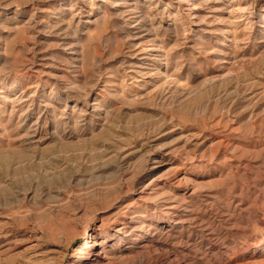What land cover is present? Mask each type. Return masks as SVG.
<instances>
[{
	"label": "rangeland",
	"instance_id": "374dc122",
	"mask_svg": "<svg viewBox=\"0 0 264 264\" xmlns=\"http://www.w3.org/2000/svg\"><path fill=\"white\" fill-rule=\"evenodd\" d=\"M90 236L264 264V0H0V264Z\"/></svg>",
	"mask_w": 264,
	"mask_h": 264
},
{
	"label": "bare ground",
	"instance_id": "6f19581e",
	"mask_svg": "<svg viewBox=\"0 0 264 264\" xmlns=\"http://www.w3.org/2000/svg\"><path fill=\"white\" fill-rule=\"evenodd\" d=\"M187 203V202H186ZM168 208V207H167ZM169 209H171L173 216L176 218L177 220V225L176 228L179 227L178 224L182 223L183 221H185V216L188 214H184V212L187 213H191L192 209H190L189 205L185 204V205H179V204H171L169 206ZM187 217V216H186ZM175 220V221H176ZM175 224V223H174ZM136 227V226H135ZM128 225L127 223L123 222L122 226H118L117 229H119L120 231L127 229ZM160 230V229H159ZM175 230L174 227H171L169 229H167L166 231H172ZM131 231V230H130ZM183 231V230H182ZM172 233V232H171ZM168 234V233H167ZM170 234V233H169ZM181 234V233H180ZM177 235V234H176ZM179 235V234H178ZM220 236V235H219ZM92 236L89 237V239H86L85 241H83L80 245L76 246L73 251L71 253H63L66 256V262L64 264H110L109 262L111 261L109 256H111L110 254H108V252L110 251L109 249H107V246H105L103 243L101 242H96L93 241ZM207 238V237H206ZM137 241V243H142L140 244L141 246L139 247H145L149 244L150 239L148 237L142 236V237H137L135 239ZM99 241V240H98ZM202 241V240H201ZM151 244V243H150ZM189 244V243H188ZM197 244V243H196ZM191 245V244H190ZM201 245V244H200ZM227 245V244H226ZM153 246V245H152ZM258 246V245H257ZM201 247V246H200ZM156 249V248H155ZM191 249V248H190ZM194 249V248H193ZM55 249H53L54 251ZM62 250V249H61ZM60 250V251H61ZM109 250V251H108ZM142 250V249H141ZM167 250V249H166ZM52 251V252H53ZM59 251V250H58ZM183 251V250H182ZM40 253V252H39ZM61 253V252H60ZM206 253V252H205ZM37 254V253H36ZM177 254V253H176ZM58 255V254H57ZM60 255V254H59ZM187 255V254H186ZM204 255V254H203ZM62 256V255H61ZM121 256V255H120ZM173 256V255H172ZM175 256V255H174ZM115 257V256H114ZM166 257V256H165ZM176 257V256H175ZM35 258V257H34ZM33 258V259H34ZM45 258V257H44ZM43 258V259H44ZM113 258V257H112ZM111 258V259H112ZM122 258V257H121ZM124 258V257H123ZM178 259V257H176ZM36 259V258H35ZM39 259V258H38ZM42 259V264H44ZM46 259V258H45ZM49 259V258H48ZM59 259V257H58ZM167 259V258H166ZM173 260V258H171ZM175 259V258H174ZM175 259V260H177ZM37 260V259H36ZM41 260V259H39ZM170 260V259H169ZM174 260V261H175ZM31 260H29L30 262ZM50 262V259H49ZM56 264L58 261H55ZM173 262V261H172ZM170 263L168 260L161 261L162 264H189L188 262L182 260V259H178L177 262L174 263ZM36 263V261H35ZM38 263V262H37ZM36 263V264H37ZM31 264V263H30ZM34 264V262H33ZM39 264H41L39 262ZM48 264V263H46Z\"/></svg>",
	"mask_w": 264,
	"mask_h": 264
}]
</instances>
